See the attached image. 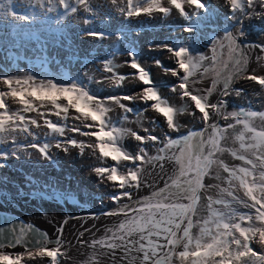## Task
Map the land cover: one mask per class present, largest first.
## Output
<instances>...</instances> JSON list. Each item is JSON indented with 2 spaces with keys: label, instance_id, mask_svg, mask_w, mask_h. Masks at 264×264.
Returning <instances> with one entry per match:
<instances>
[{
  "label": "snow or ice",
  "instance_id": "obj_1",
  "mask_svg": "<svg viewBox=\"0 0 264 264\" xmlns=\"http://www.w3.org/2000/svg\"><path fill=\"white\" fill-rule=\"evenodd\" d=\"M29 3L48 12H53L57 7L68 8L66 0H29ZM75 3L87 8L88 0H75ZM110 3L117 5L118 0H110ZM167 4L169 7L164 6L162 0H147L146 6L141 7L134 0H127V7H121L120 11L132 18L154 13L168 16L174 9L181 17H186L185 4L200 11L205 7L202 0H167ZM225 4L241 23L244 18L250 19L253 15L264 17V0H225ZM258 8L262 11H257ZM76 11L75 7L71 9L73 14ZM8 16L25 22L29 19L12 11ZM183 31L190 33L192 29L185 28ZM237 32L242 37L239 27ZM89 35L101 38L98 33ZM257 47L264 53V44ZM243 48L244 45L233 32L212 41L211 56H192L185 48L165 47L163 50L170 54L177 68L163 71L178 80L169 91L179 95L182 102L179 107L152 86L150 72L131 53L124 64L134 70L131 77L117 74V68L109 63L103 65V72L110 73L117 81L138 79L144 87L132 96L100 98L75 84L61 85L51 79L38 81L31 76L0 77V85L3 86L0 88V118L4 119L0 125V137H8L9 141L15 143L16 135L26 134L34 138L37 133L33 127H44L47 130L45 135L57 138V142L51 145L55 149H78L81 154L91 149L99 158L102 166L94 168V173L98 178L106 177L108 182L121 190L111 198L116 207L104 215L122 216L123 219L106 229L104 236L93 240L89 245L92 248L99 246L113 254L119 249L123 252L121 259H127L128 264H264V247H260L259 252L251 247L256 243L259 225L264 222V127L258 129L255 123L257 120L264 122V111L240 108L228 112L227 100L210 102V97L218 91V85L222 86L219 95L227 97L233 91V81L238 78L254 82L264 89V75H255L254 71L248 74L249 58ZM155 65L160 67L159 62ZM198 74L200 78L207 75L212 77L211 87L205 89L203 94L195 87L200 82ZM95 82L104 83V79ZM73 89H78L89 98V112L94 111L93 105H98L105 109V116L97 121L92 115L80 112L72 101L74 92L58 98L48 95ZM234 91L240 95L242 89ZM25 92L38 95H23ZM8 98L14 100L21 110H12L7 103ZM134 103L146 105L136 114L140 118L138 126L145 135L125 126L132 114L129 105ZM113 105L122 112L117 123H113L110 117ZM149 110L163 118L171 133H180V114L199 119L206 131L190 130L176 138L170 135L161 138L143 127V114ZM168 112H171L170 119ZM197 112L199 117L196 116ZM25 113H36L39 119L26 118ZM50 116L57 119L51 120ZM214 118L232 122L221 126L212 122ZM40 120L43 121L42 125ZM69 120L76 123L69 125ZM66 132L73 135L66 136ZM76 136L88 139L71 138ZM128 137L138 142L134 153L122 147ZM229 139L232 146L227 143ZM148 142L155 147L154 155L149 154ZM27 147L44 158L48 157L47 143H32ZM225 153L241 164L230 166L218 157V154ZM107 161L113 163L108 164ZM164 161L174 163L175 167L163 186L154 188L150 195L135 199L127 189L139 190L146 186L142 182L146 166L155 168L159 164L163 171ZM206 177L217 183L206 185ZM209 188H216L218 192L215 197L208 195L205 203L201 192ZM246 189H251L247 196L243 195ZM123 198H127L129 203L121 204ZM28 232L32 233V229L29 228ZM58 232L62 236L63 229H58ZM10 236L13 243H9V247L13 244L19 246L22 240L31 237L23 228L19 235L13 229ZM32 240L36 246L25 247L23 253H5L4 247L0 246V264H26V261L37 258H47L50 264H60L59 258L66 255L62 252L63 242L59 238L53 242L44 233L43 236L37 234ZM50 244L53 246L49 247Z\"/></svg>",
  "mask_w": 264,
  "mask_h": 264
},
{
  "label": "rangeland",
  "instance_id": "obj_2",
  "mask_svg": "<svg viewBox=\"0 0 264 264\" xmlns=\"http://www.w3.org/2000/svg\"><path fill=\"white\" fill-rule=\"evenodd\" d=\"M0 1V24L4 25V27L17 28L23 27L27 24V22L23 21L20 25L17 21L22 20L19 19H5L4 17L6 12L3 10V7L1 5L9 3L3 0ZM146 2L147 0H135L137 6L141 7L146 6ZM202 2L205 6L203 11L194 10L187 4H185L184 7L187 11L186 17H181L173 9L170 15H162L157 29H154L149 23H145L146 25L144 28H134L130 30V32H128L127 29L126 32H128V36H118L116 37V39L114 38L113 41H110L107 45H74L77 51L71 50L70 45L59 46L39 42L35 37H31L30 32H28V35L18 37L16 39L13 38V34L11 33L10 37L7 38V40H5L4 42H0V66L3 68V71H0V73L6 74L11 77L31 76L33 79L38 80L37 77H33L31 74V69L33 67L32 65L24 66L29 69H24L22 65L29 63L44 64L43 67H39L36 69L39 76H43L42 79L38 81H47L51 78L55 83L61 85H71L66 82H73L76 86L82 87L87 90L89 94L100 98L109 96H132L138 93L142 87H144L142 84L134 88L125 86V83H127L130 79L136 78H126L123 81H117L111 76L110 73L103 72V65L105 63H109L113 68H117V74L131 77V74L134 72V70L129 69L128 66L124 65L128 61V54L131 53L135 57V60L150 72L153 81L152 86L155 87L159 92L160 89H164L168 93V95H164L168 96L170 98V101L174 105L179 107L182 103L179 99V95L173 94L169 91L171 87L178 83V80L173 77L171 81H167L164 84H157V82H155L153 78L152 73V68L154 67V58L157 60V62L160 63V66H162L159 56L170 58L169 53H167L166 51H161V49H164L165 47H182L185 48L188 51V54L192 56L201 54L211 56L210 48L212 41L219 37H223L225 33L233 32L239 27L242 34V37H238L239 40L242 41L243 44L250 46L252 48V51L255 53L252 58V64L247 66L248 74H253L254 71L255 75H264V53H262L259 47H257V45L264 44V21H255V15H253L250 19L244 18L241 23L239 18H234L233 13L228 11L225 0H202ZM105 3H110V0H88V7L89 10L91 7L96 9ZM162 3L164 6L169 7V5L167 4V0H162ZM123 4H127V0H118V4L115 6L116 8H120ZM75 8L77 7L75 6ZM214 10H216V12H214ZM224 11L226 12L224 13ZM12 12L22 14L21 11L17 10H14ZM101 14L107 16L105 12H102ZM237 16L239 17V14H237ZM101 18H103V21L106 22L105 16H101ZM139 20H146L148 22L151 19L145 17L143 19L142 17H139ZM100 28L104 29L106 28V25H100ZM185 28H190L192 29V31L190 33L185 32L183 31V29ZM159 30H161L160 33L158 32ZM80 31L82 30L75 26L71 32L75 36V33H78ZM48 33L54 36H60V34L56 31H48ZM53 46H57V48L61 50L59 51V55L56 57H54L53 55H49L46 51L47 47ZM76 63L77 67L75 66ZM172 64L173 67H171L170 69L177 68L174 60H172ZM79 68H85L86 80L83 79L78 73L77 70ZM54 70L59 72V77L54 74ZM180 75L182 76L183 73H180ZM197 78L200 80V82L196 84L195 87L200 89L201 93L203 94L205 89L211 87L212 77L211 75H207L203 78H200L198 74ZM100 79H104V83L95 82ZM118 84L121 86L118 87ZM0 88H3V86L1 85ZM231 89H233V91H231L227 97H222V100H227L226 111L231 112L233 110H239L240 108L256 110L258 112L264 111V89H261L259 85H256L254 82L245 80L243 78H238L233 81ZM234 89H242L241 94L236 95ZM210 102H212L211 99ZM7 103L10 108L20 107L19 105L15 104L11 100V98L7 99ZM260 106H263V108L257 109ZM129 107H131L132 109V114L125 126L132 128L141 135H145L143 129L138 126L140 118L137 117L136 114L140 113L146 107V105L134 103L129 105ZM113 109V112L110 113V117L112 118L113 123H117L119 121V117L122 115V112L115 105L113 106ZM181 115L182 114L178 116V122L181 125L180 133L169 132L163 118L159 117L157 114L150 110L144 112L143 114V127L150 129L151 134L158 135L161 138H163L165 135H170L173 138H176L181 133L187 134L188 131H193L191 128L183 130L184 127L180 122ZM153 120L156 121L155 124L152 123ZM228 122L232 121H225L222 119L221 126L226 125V123ZM73 123L76 122L72 120L71 122H68L69 125ZM156 127L158 128V132H156ZM85 131H87V129H85ZM72 135L73 133L71 132H67L66 134V136ZM21 137L22 139L20 140ZM16 138L17 136L14 137L15 143ZM71 138L78 140L88 139L79 136ZM19 140L20 143L15 144L9 141L8 137H0V156H2L3 154L2 166L10 167L12 168V170L19 169L18 167H16L18 165L6 164L7 160L14 159L24 160L27 163L34 162L35 164L39 165L40 168H42V171H45L46 175L41 174V177L39 178L34 177L41 180L42 183L45 184L46 182L47 186L55 184L72 185L71 180L73 179L69 174L71 171H66L64 168L59 167V163L56 162V159H53L51 156L44 158L36 150L27 147V145L32 143L41 145H43L44 143L53 144L57 142V139L55 141L53 140L49 142L37 134L36 137L25 140L23 134H20ZM146 146L148 147L149 154L154 155L155 147L152 146L151 142H148ZM159 146L162 145H156V147ZM122 147L129 153H134L138 148V142L134 141L131 137H128L123 141ZM22 149L26 150L22 152ZM85 152H90V154L94 156L98 162V165L94 166L93 169L98 166H102L99 158L94 153H92L91 149H88ZM85 152L81 154L79 150L76 151L74 154V159H84L83 155L85 154ZM64 157H66V155ZM167 162L168 161H164V164H166ZM107 163L112 164L113 162L107 161ZM65 164L68 163L66 162ZM89 164H92V161H88V165ZM151 169H153L152 166H146L145 172L147 174L143 173L142 176V182L146 186H142L139 190H136L134 188L127 189L128 191H131L132 194L134 193L133 197L135 199L146 196V194L151 193L154 188L163 186L165 182L163 174L153 175L151 173H148V171ZM55 171L58 173L53 175V172ZM91 171L93 173L92 177H88L87 183H84L92 190L90 191L86 188L88 192H94L93 194H95L96 196L91 197L82 192H73V199L68 200H70L73 204H75L74 202H76L77 206L81 207V210H83L84 208L82 206V203L92 204L96 202L99 206H103V204L106 205L109 202V204L112 203V206H116L113 204L111 198L114 195L119 194L121 190L118 189V186L114 185L111 182H108L106 177L98 178L94 171ZM63 173H65V179L61 178V176H63ZM24 174L26 173L24 172ZM48 174L52 175L49 176ZM44 180L46 181L44 182ZM56 180L58 182H56ZM204 183L206 185H210L216 184L217 182L211 178L206 177ZM22 187L26 190H34L31 192L32 195L39 194L41 195V198L52 194L56 198L59 197L56 192L51 190H41L37 186H29L30 188L26 186ZM103 192L107 193L104 194ZM217 192L218 189L209 188L203 190L201 192V196L205 198L206 203V197L208 195L215 197L217 195ZM27 196L28 195L19 193L18 198L20 200H25L24 197ZM48 197L50 196H47L45 198ZM106 198H108V200L106 201V203H104L103 200H105ZM62 199L65 200L64 195H62ZM31 201L37 203L36 198L31 199ZM120 203H128L127 198L121 199ZM81 210L79 212H81ZM241 211L248 210L241 209ZM122 219V216H108L100 214L97 218L94 219V222L88 223L87 226L83 227V230H94L93 232H95V237L90 238L85 235L84 239L81 240H78L77 238L70 239V242L67 246L70 250L64 251V253L66 254V259L64 260V263L61 262V264H88L86 263L85 259H90L92 257H95L96 259L91 261L98 262V264H128L127 259H121V257L123 256V252L119 249H117L113 254L107 249H101L99 246H96V248H92L89 246L93 240L99 239L100 237L104 236L106 234V229L118 224ZM45 224L50 226V224L48 223ZM54 225L59 226L60 224L54 223ZM73 225H75V223ZM74 228L75 226H71L70 229L67 230L68 235L75 234ZM251 247H253V249L257 252L260 251V246L257 243H253ZM133 255H135V253H133ZM70 258L71 262H69Z\"/></svg>",
  "mask_w": 264,
  "mask_h": 264
},
{
  "label": "bare ground",
  "instance_id": "obj_3",
  "mask_svg": "<svg viewBox=\"0 0 264 264\" xmlns=\"http://www.w3.org/2000/svg\"><path fill=\"white\" fill-rule=\"evenodd\" d=\"M3 1L9 3V4H2L1 5L3 7V10L6 12L5 17H4L5 19H11V18H9L8 13H9V11H14V10L21 11L22 15L28 17L29 19L27 21L26 26H24L22 28H18V29L11 28V27H4V25L0 24V40L3 38V36H5L7 34V32L13 33L15 31H23V32L34 31L35 36H37L41 40H43L45 42H52V43H55V45L60 46L61 44L59 41L53 39L49 34L46 33V31L51 30L50 25H53V23H55L56 30L59 33H61L67 40H70L71 36L68 33H71L73 25H79V26H82L84 28L96 29V26L99 24V22L103 21V18H101V16H104L103 14H101L102 12H105L107 14V16L109 17V20L111 21V25L114 27L139 25L141 23L139 20L140 16L128 18L125 15L118 14L119 12L121 13V11H120L121 7L126 8L125 5H122L120 8H116V6L114 4L105 3L96 9L91 7L89 10L88 5H87V8H82V7H79L75 3V0H68L67 1L68 2V8L71 6H76L78 8L79 12L76 14L75 13L73 14L70 12V9H68L66 14H59V13H56L57 8L53 12H48L46 9L39 8V6L33 7L30 5L29 0H22V2H21V0H3ZM0 3H1V1H0ZM134 3H135V0H134ZM83 10H85V11H83ZM258 11H262V10L258 9ZM214 12H216V10H214ZM225 12L226 11H224V13ZM150 16L152 19L151 23L155 22L157 25L159 24V22L162 18V14H160V13H154ZM254 20L255 21H264V17L255 15ZM98 28H100V27H98ZM160 31L161 30H159L158 32L160 33ZM113 33L115 34L114 36L121 35V32H118V31L113 32ZM233 33L239 37L237 29L234 30ZM100 37L101 38L97 39V38H93V36H91L89 34H87V35L78 34V35H76V37H74V43H75V45L85 46L87 44V42H89L91 44H101V43H104L107 41V38L105 36H100ZM240 43L242 45H244L243 50L249 58L248 65H247V66H249L252 64V58H253L255 53L252 51V48L250 46H247V45L243 44L242 42H240ZM70 48H71V50L74 51L72 42H71ZM46 51L49 55H53L54 57H56L59 55V51H61V50H59L57 48V46H53V47H47ZM161 51H164V50L161 49ZM120 57H122V56H120ZM224 57H225V59L227 58V50L226 49L224 50ZM159 59H160L163 67L162 66L157 67L155 65L157 60L154 58V67L152 68V73H153V78H154L155 82H157V84H164L165 82L171 81L173 79V77L170 75V73H166L163 71V69H170L171 67H173V64H172L173 59L171 57L165 58V56H159ZM27 65L33 66L31 69V74L33 77H43V76H39L36 69L39 67H43L44 64L29 63V64H24L23 68L29 69V68L24 67ZM75 66L77 67V63ZM128 68L131 69L130 67H128ZM0 71H3V68L1 66H0ZM77 71L80 74V76L86 80L85 68H79ZM54 74H56L58 77L60 76L59 72H57L55 70H54ZM66 83L74 84L73 82H66ZM140 84L141 83L139 82L138 79H130L127 83H125V86H127L129 88H134V87L139 86ZM220 87H222V86L218 85V91L210 97V99L212 100L213 103H215V101L218 99H222V97H223V96H221V98H219V96H220L219 95V88ZM160 92L162 94L168 95V93L164 89H160ZM46 108H47V106H46ZM260 108H263V106H260L257 109H260ZM34 114H36V113H34ZM196 116L199 117V114L196 113ZM49 118L51 120H55L54 116H50ZM180 122L182 123V125L184 127L183 130H186L187 128H191L193 131H206L204 129L202 122L199 119H194L192 116H190L188 114H182L180 116ZM212 122L216 123V118H214ZM40 123L42 125L43 121L40 120ZM217 124L222 125V118L219 119ZM33 131H35L39 136H41L43 139H46L49 142L57 139L55 137L45 135L47 130L44 127H40L38 129L33 127ZM156 132H158L157 127H156ZM66 134H67V132H66ZM23 137L25 140L33 138V137L27 136L26 134L25 135L23 134ZM21 139H22V137L20 138V140ZM24 151L25 150L22 149V152H24ZM52 151H53L54 156L56 157L55 161L59 163V167L64 168L66 171H71L69 174L71 175V178L73 179V180H71L72 185L59 184V185L46 186L43 183H40L42 188H39V189H47L49 191L50 190L54 191L61 198H59V197L56 198L53 196V194L47 195V196H50L48 198H45L47 196H44L43 198H41V195H39V194L38 195H32V193H28V192L27 193H21V194L28 195L27 197H24V199H26L23 201L25 203L24 207H27V209L30 212H37V214L41 213L44 216V222L36 221V223L42 224L50 230V232H47L48 237H49V235H50V237L56 236L57 238H55V241L58 238L62 240V242L64 244V246H62V252H64L65 250H67V251L70 250L67 247L69 242H70V239H74V238L78 239V237L81 235L80 232L85 233L83 235L82 239H84L85 235L90 237V238L95 237V232H93L94 230H90V229L83 230L84 226L82 228L79 227L80 223H78L77 220H75L76 222L75 221H72V222L68 221L69 223H62V222L64 220H66L65 217H68L69 215L74 214V213H80L79 211L81 210V207L77 206V204H73L70 200H68V199H71V200L73 199V192H82V193H84L88 196H91V197L96 196L95 194H93L94 192L93 193L88 192V190H90V191H92V190L85 183H87L88 177H92L93 173L91 170H93L94 166L98 165V162H97L96 158L90 154V152H88V153L85 152V154L83 155L84 159L75 160L74 154L76 151H78V149H71L70 148L68 151H64V150H57L53 146ZM65 155H66V157H64ZM88 161H92V164L88 165ZM2 162H3V159L0 158V172L8 174L12 170V168L7 167V166H2ZM66 162L68 164H65ZM174 167H175L174 163L167 162L165 164V169L163 171H161V169L159 168V165H156V167L149 170L148 173H151L153 175L163 174L165 181H166L168 179V175H170L172 173ZM33 173H34V171L31 172L32 177H36V178L41 177V174H33ZM56 173H58V172H56V171L53 172V175H55ZM144 174H147V173L144 171ZM64 175H65V173H63V176H61V178L65 179ZM82 178L84 179V181ZM30 181H33V179L30 178ZM7 184L12 185L11 181L7 180L4 184L0 185V189L3 190V188H5V186ZM61 193H62V195H64L65 200L62 199ZM103 193L106 194L107 192H103ZM146 195H150V193H148ZM30 196H33L34 198H36L37 203H34L33 201H28L30 199ZM14 198L17 199V197H14ZM107 200H108V198L103 200V202L106 203ZM109 201H110V199H109ZM12 202H14V201H12ZM128 203H129V201H128ZM95 204H97V203L95 202ZM108 204H109V202H108ZM108 204H106V205H108ZM103 205H105V204H103ZM34 216H36V215H34ZM50 220H52V221H50ZM45 223L50 224V226L46 225ZM54 223H59L60 225L61 224L63 225L62 236L58 232V227L60 225L55 226ZM74 223H75V225H73ZM87 224L88 223H86L85 226H87ZM71 226H75V228H74L75 234L74 235H68L67 230L70 229ZM79 229H80V231H79ZM78 240H81V239H78ZM3 250H8V248L3 249ZM95 259H96L95 257H92L90 259H85V261L88 264H94L95 261L92 262L91 260H95ZM61 261L64 263L62 257H61ZM69 262H71V258L69 259ZM34 264H47V258H37L35 260Z\"/></svg>",
  "mask_w": 264,
  "mask_h": 264
},
{
  "label": "water",
  "instance_id": "obj_4",
  "mask_svg": "<svg viewBox=\"0 0 264 264\" xmlns=\"http://www.w3.org/2000/svg\"><path fill=\"white\" fill-rule=\"evenodd\" d=\"M219 98H221V96H219ZM219 119L220 118H216V123L219 121ZM7 180H14V178L10 177L6 173L0 172V185L4 184ZM5 191L11 192L12 191L11 185L7 184L5 188H3V190L0 189V200L6 199V197H4L3 195V194H6L4 193ZM2 203H4V201ZM2 203L0 201L1 205ZM84 215L85 214H82L81 212L71 214L68 217H65L66 220H64L62 223H65V221L66 223H69L68 221L72 222L75 220L85 221L87 219L86 217H84ZM22 228L25 230V233L31 237L29 239L22 240L19 246L14 245V244L11 247L7 246L9 243H13L11 236H10L12 235L13 229H14L15 234L19 235ZM29 228L32 229V233L28 232ZM61 228L63 229L62 224L58 227V229H61ZM47 232H50L48 228H46L42 224L33 222V220L31 218L26 217L25 213L23 214L21 210L16 211L13 208H6V207L0 206V246H3L4 249L8 248V249L25 250V247H35L36 245L33 242L32 237H36L37 234H39V236H43V234L44 233L47 234ZM50 238L51 237L49 235V239ZM51 241L55 242V240H51Z\"/></svg>",
  "mask_w": 264,
  "mask_h": 264
},
{
  "label": "flooded vegetation",
  "instance_id": "obj_5",
  "mask_svg": "<svg viewBox=\"0 0 264 264\" xmlns=\"http://www.w3.org/2000/svg\"><path fill=\"white\" fill-rule=\"evenodd\" d=\"M23 162L24 161H19V164H23ZM15 188H16L15 190L18 191V192H16V191H11L12 193L10 191H5L4 192L6 194H3V195H4V197H6V199H1L0 200L1 203L4 201V203H2V205L0 204V206L1 207H6V208H13L16 211L21 210L22 213L23 214L25 213V216L28 217V218H31L33 220V222H36V221L44 222V216L40 215L41 213L37 214V212H30L27 209V207H24V205H25V203L23 202L24 200H18V195H19L20 191L23 189V187L20 186V185H16ZM22 192H27V191L23 190ZM13 193L15 194L17 199L14 198V194ZM33 198L34 197L30 196V199H33ZM12 201H14V202H12ZM28 201H31V200H28ZM82 206L84 208H83V210H81V213L85 214L84 217H86L87 220H85V221L77 220L78 223H80L79 227H81V228L83 226H85L86 223L94 222V219L97 218L100 214H104L107 211H111L112 209H114L116 207V206H112V203H110L109 205L103 206V207H100L98 204H95V203H92V204H90V203H87V204L82 203ZM34 215H36V216H34ZM50 221H52V220H50ZM80 233L83 234V235L85 234L84 232H80ZM83 235H80L78 237V239H82ZM55 238H57V237L56 236H51L50 239L51 240H55ZM51 246H53V245H49V247H51ZM24 251L25 250H20V249L4 250L5 253H11V254L23 253ZM62 258H63V261H64L66 259V256L64 255V256H62ZM59 259H60V264H61V262H62L61 261V257ZM34 262H35V260L34 261H26V264H34ZM49 263H50V261L47 259V264H49Z\"/></svg>",
  "mask_w": 264,
  "mask_h": 264
},
{
  "label": "clouds",
  "instance_id": "obj_6",
  "mask_svg": "<svg viewBox=\"0 0 264 264\" xmlns=\"http://www.w3.org/2000/svg\"><path fill=\"white\" fill-rule=\"evenodd\" d=\"M73 92L75 93V95L72 97V101L75 104V107L80 112L92 115L93 119H95L97 121L101 120L105 116V109L103 107L98 106V105H93L92 107H93L94 111L93 112H89L88 105L91 103V101L89 100L88 97H86L85 95L80 93L78 89H73V90H70V91H55V92H52V93H50L48 95H49L50 98H58V97H60L62 95L63 96H68V95H70V93H73ZM23 95L31 96V95H38V93H27V92H25V93H23ZM12 101L15 103L14 100H12ZM165 111H168V110H165ZM168 116H169V119H170L171 112H168ZM3 123H4V119L0 118V125H2ZM14 161L17 162L16 160H14ZM23 180L24 179H21L20 174H18L14 178V180H12L13 181V185H18L17 183H19V181H23ZM15 189L16 188H13L12 191H16ZM25 191H27V190L25 189ZM27 192H20V193H27ZM250 193H251V189H246L243 192V195L247 196ZM14 196H15V194H14ZM18 200H20V199L18 198ZM29 200H31V199H29ZM74 203L76 204V202H74ZM103 206H106V205H103ZM103 206H100V207H103ZM259 229H260L259 232L256 234L257 235L256 243L260 247H264V222H262L259 225Z\"/></svg>",
  "mask_w": 264,
  "mask_h": 264
},
{
  "label": "built area",
  "instance_id": "obj_7",
  "mask_svg": "<svg viewBox=\"0 0 264 264\" xmlns=\"http://www.w3.org/2000/svg\"><path fill=\"white\" fill-rule=\"evenodd\" d=\"M24 115L26 116V118H28V117L38 118L37 115L36 114H33V113H25ZM48 155L56 159V157L53 154L52 148L49 150ZM20 161H23V160H20ZM24 162H25L24 164H26L27 165V168H28V175L31 174V172H33V171H34L33 174H42V170L37 169V168H34V162H30V163H27L26 161H24ZM48 175L51 176L52 174H48ZM28 179H29L28 182H33V181L36 182V180L30 181V178H28ZM56 182H58V181L56 180ZM55 185H59V184H55ZM29 186H31V185L29 184Z\"/></svg>",
  "mask_w": 264,
  "mask_h": 264
},
{
  "label": "trees",
  "instance_id": "obj_8",
  "mask_svg": "<svg viewBox=\"0 0 264 264\" xmlns=\"http://www.w3.org/2000/svg\"><path fill=\"white\" fill-rule=\"evenodd\" d=\"M256 126H257V128L259 129V128H261V127H264V122H261V121H259V120H257L256 122ZM237 127H239V126H237ZM227 143H228V145L229 146H232V141H231V139H229L228 141H227ZM218 157L219 158H221V159H223L225 162H227L230 166L231 165H240L241 164V162L239 161V160H235V159H233L229 154H227V153H225V154H223V155H220V154H218ZM215 174V172H213V175ZM223 175H226V174H223ZM214 180V179H213ZM216 181V180H215ZM217 182V181H216ZM204 202H205V200H204ZM195 231V230H194ZM177 264H179V262H177Z\"/></svg>",
  "mask_w": 264,
  "mask_h": 264
}]
</instances>
